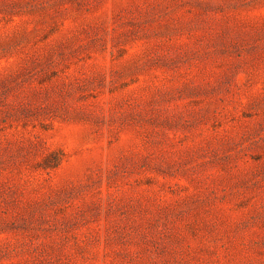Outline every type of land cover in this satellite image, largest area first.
<instances>
[{
	"label": "rangeland",
	"instance_id": "rangeland-1",
	"mask_svg": "<svg viewBox=\"0 0 264 264\" xmlns=\"http://www.w3.org/2000/svg\"><path fill=\"white\" fill-rule=\"evenodd\" d=\"M0 264H264V0H0Z\"/></svg>",
	"mask_w": 264,
	"mask_h": 264
}]
</instances>
